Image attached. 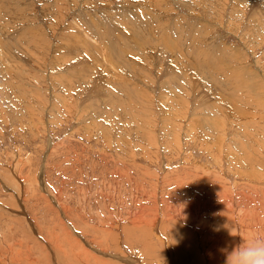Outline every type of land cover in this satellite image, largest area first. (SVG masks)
<instances>
[{"label":"rangeland","instance_id":"1","mask_svg":"<svg viewBox=\"0 0 264 264\" xmlns=\"http://www.w3.org/2000/svg\"><path fill=\"white\" fill-rule=\"evenodd\" d=\"M255 239L264 0H0V264H226Z\"/></svg>","mask_w":264,"mask_h":264},{"label":"clouds","instance_id":"2","mask_svg":"<svg viewBox=\"0 0 264 264\" xmlns=\"http://www.w3.org/2000/svg\"><path fill=\"white\" fill-rule=\"evenodd\" d=\"M226 264H264V239L243 242L228 254Z\"/></svg>","mask_w":264,"mask_h":264},{"label":"bare ground","instance_id":"3","mask_svg":"<svg viewBox=\"0 0 264 264\" xmlns=\"http://www.w3.org/2000/svg\"><path fill=\"white\" fill-rule=\"evenodd\" d=\"M256 240V239H255ZM211 256H212V254H211ZM224 259H226L225 257H224ZM210 260H212V257H211V259Z\"/></svg>","mask_w":264,"mask_h":264}]
</instances>
